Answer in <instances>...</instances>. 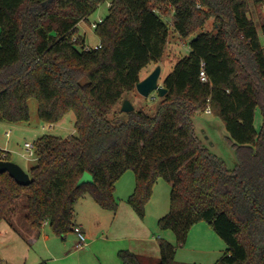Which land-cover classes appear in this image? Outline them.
<instances>
[{"label":"trees","instance_id":"16d2710c","mask_svg":"<svg viewBox=\"0 0 264 264\" xmlns=\"http://www.w3.org/2000/svg\"><path fill=\"white\" fill-rule=\"evenodd\" d=\"M105 1L0 0V120L28 122L35 99L42 121L57 124L73 112L76 130L68 139L35 141L29 186L0 175V223H11L26 195L30 228L40 233L47 225L66 240L86 194L102 209H118L115 183L131 169L136 186L128 202L140 217L155 184L171 185L170 213L158 225L175 234L178 246L205 222L227 246L215 264H264V44L248 0H111L95 29L101 48L88 50L75 37L77 27ZM171 12L184 39L210 19L216 32H200L190 42L189 55L163 81L167 94L154 115L140 109L111 119L143 70L163 58L169 37L164 16ZM208 107L236 150L234 169L196 133L194 115ZM0 160L11 161L10 154L0 150ZM86 172L93 181L81 183ZM119 257L122 264H178L175 246L166 241L159 258L127 250Z\"/></svg>","mask_w":264,"mask_h":264},{"label":"rangeland","instance_id":"374dc122","mask_svg":"<svg viewBox=\"0 0 264 264\" xmlns=\"http://www.w3.org/2000/svg\"><path fill=\"white\" fill-rule=\"evenodd\" d=\"M249 18L257 26L262 44L264 25V5H255L248 0ZM111 0H106L93 12L88 20L83 21L78 35L86 40L87 45L94 47L100 44L93 24L105 19L109 13ZM169 25L168 44L163 58L158 63L150 64L143 70L141 79L147 78L157 66H161L162 73L159 84L173 71L175 65L189 55L190 42L200 32H216L214 20L210 19L203 30L198 31L190 38L184 39L175 30L172 22V12L164 16ZM157 92L148 98L141 96L137 90L127 93L122 101L114 108L110 118L122 115L124 100H129L136 110L143 109L149 115H154L160 102ZM30 120L28 122L11 123L0 120V149L11 153L10 159L18 164L25 172L36 165L37 159H26L22 156L26 142H35L44 135H51L68 139L76 135L75 115L67 114L57 124L42 121L38 114V101H29ZM196 133L210 151L223 159L229 169L237 164L236 150L228 143V133L221 120L205 110L194 115ZM255 126L260 130L262 114L256 112ZM11 132L10 138L6 133ZM93 176L86 172L81 183L92 182ZM136 186L135 172L131 169L116 181L115 198L119 204L116 211L102 209L89 195L86 194L78 203L75 212L76 223L82 224L87 231V245L79 247V238L76 233H70L66 240L57 237L49 226H45L39 233L30 228L27 222L26 195H23L15 205L14 215L10 222L0 223V264H122L119 252L127 250L142 256H152L159 253L157 237L162 241L171 242L176 248L178 264H215L224 253L221 252V242L224 241L205 222L194 225L186 243L177 245V239L172 231H162L158 225L160 219L170 213L171 186L164 180L158 181L153 188V195L145 209L144 217H140L129 204L128 197ZM16 219L14 221L13 219ZM13 227H12V226ZM14 228V229H13Z\"/></svg>","mask_w":264,"mask_h":264},{"label":"water","instance_id":"95a60500","mask_svg":"<svg viewBox=\"0 0 264 264\" xmlns=\"http://www.w3.org/2000/svg\"><path fill=\"white\" fill-rule=\"evenodd\" d=\"M161 73V66H157L147 78L137 84V92L145 98H148L151 94L157 92L160 98H164L167 94V89L159 84ZM135 110L134 105L129 100H124L122 112L131 113ZM5 173H8L21 186H29L31 183L29 174L18 164L12 161L0 160V175Z\"/></svg>","mask_w":264,"mask_h":264},{"label":"built area","instance_id":"2783aa9c","mask_svg":"<svg viewBox=\"0 0 264 264\" xmlns=\"http://www.w3.org/2000/svg\"><path fill=\"white\" fill-rule=\"evenodd\" d=\"M109 5H111V3ZM99 23L93 24V27L96 29L97 28V25ZM84 44H85L84 47L86 49H88V50H98V49L101 48V43L99 45H97V46H94V47H91V46L87 45L86 41L84 42ZM201 76H202V80L205 81L206 80V77H205V73L204 72H201ZM205 112L207 114H211L210 108L208 107L205 110ZM10 136H11V132H7L6 133V137L7 138H10ZM24 151H25V153L22 154V156L24 158H26V159H33V158L38 159L37 148H36L35 142H26L25 145H24ZM2 157H5V153L2 154ZM74 232L76 233V235L79 238V247L82 248L83 246H86L87 245V236L84 234V232L82 231V229L77 226L75 228V231Z\"/></svg>","mask_w":264,"mask_h":264},{"label":"crops","instance_id":"0c3cea01","mask_svg":"<svg viewBox=\"0 0 264 264\" xmlns=\"http://www.w3.org/2000/svg\"><path fill=\"white\" fill-rule=\"evenodd\" d=\"M83 22V21H82ZM82 22L78 25V27H77V29L79 30L80 29V26H81V24H82ZM75 37H81L80 35H78V32H77V34L75 35ZM85 40V39H84ZM86 41V40H85ZM0 150H2V151H6V152H8L10 155H11V153L9 152V151H7V150H4V149H0ZM171 186V185H170ZM14 221H16V219L14 218L13 219ZM8 223V222H7ZM77 226L78 227H80L81 229H82V231L84 232V234L86 235L87 234V231H86V229L84 228V226L82 225V224H79V223H77ZM14 229V228H13ZM87 236V235H86ZM157 240H158V245H159V247H160V243H161V241L163 240V238H161V237H157ZM170 244H172L173 245V243H171V242H169ZM220 245V248H221V252L222 253H225L226 252V249H227V246H226V248L222 245L221 246V242L219 243L218 242V246ZM146 256H148V255H146ZM150 257H154V258H159L160 257V250H159V253H156L155 255H152V256H150Z\"/></svg>","mask_w":264,"mask_h":264}]
</instances>
